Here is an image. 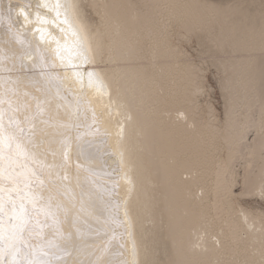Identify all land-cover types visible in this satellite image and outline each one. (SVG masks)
I'll list each match as a JSON object with an SVG mask.
<instances>
[{
  "label": "bare ground",
  "instance_id": "1",
  "mask_svg": "<svg viewBox=\"0 0 264 264\" xmlns=\"http://www.w3.org/2000/svg\"><path fill=\"white\" fill-rule=\"evenodd\" d=\"M205 3L0 0V264H264V15ZM173 26L226 54L224 122Z\"/></svg>",
  "mask_w": 264,
  "mask_h": 264
},
{
  "label": "rangeland",
  "instance_id": "2",
  "mask_svg": "<svg viewBox=\"0 0 264 264\" xmlns=\"http://www.w3.org/2000/svg\"><path fill=\"white\" fill-rule=\"evenodd\" d=\"M203 1L215 5L220 4L223 7H236L248 11L249 14L256 13L264 15V0ZM230 5L234 6L231 7ZM84 6L86 16L92 22H99V16L93 11L91 6L88 5L87 1L84 2ZM199 32L200 34H198ZM172 41L175 47L179 49L183 59H187L186 61L197 70L199 76L197 82L201 88L193 103L197 106L196 110L198 115L200 114L207 118L212 111L217 119L224 122L227 103L229 102L226 93L229 89H225L222 84L223 78L227 72L224 71L219 60L226 54L218 49L216 51L215 42L211 40V36H209L207 32H202L199 28L193 30V32H187L184 28L173 26ZM236 168L242 170L241 164H237ZM237 200L240 201L245 208L251 209L254 213L264 211V200L260 197H238Z\"/></svg>",
  "mask_w": 264,
  "mask_h": 264
},
{
  "label": "snow or ice",
  "instance_id": "3",
  "mask_svg": "<svg viewBox=\"0 0 264 264\" xmlns=\"http://www.w3.org/2000/svg\"><path fill=\"white\" fill-rule=\"evenodd\" d=\"M57 7H59V5H57ZM57 15H59V12H57ZM17 148H19V145H17ZM22 211L23 209L21 206V212ZM4 212H5V205L3 203L2 198H0V214H3ZM21 212H17L15 210V204L13 202V216L15 217V220L19 222L12 223L13 231L8 236L5 235L2 225H0V243H11L19 238L26 224V221L23 220V216L21 215Z\"/></svg>",
  "mask_w": 264,
  "mask_h": 264
}]
</instances>
